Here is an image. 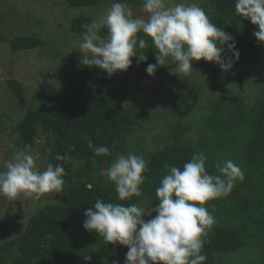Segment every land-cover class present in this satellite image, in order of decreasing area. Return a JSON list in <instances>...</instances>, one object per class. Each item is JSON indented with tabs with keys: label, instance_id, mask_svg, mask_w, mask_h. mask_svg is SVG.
<instances>
[{
	"label": "trees",
	"instance_id": "1",
	"mask_svg": "<svg viewBox=\"0 0 264 264\" xmlns=\"http://www.w3.org/2000/svg\"><path fill=\"white\" fill-rule=\"evenodd\" d=\"M64 1L76 8L95 7L107 0ZM117 1L129 5L144 2ZM235 4L236 0H210L201 7L217 27L234 36L240 52L239 60L232 57L235 63H264V44L253 35L258 28L236 13ZM91 22L92 17L79 15L73 18L71 31L85 34L84 26ZM98 34L106 38L107 29H99ZM138 35L145 39L146 47L140 49L137 44V53L148 57L146 62L139 63L144 68L147 64H156L151 38L142 32ZM9 44L16 53L40 47L44 41L23 36L10 40ZM223 47L227 49V45ZM228 56L231 53L226 50L224 58ZM132 60L136 64L138 57ZM196 62L197 65L199 61ZM84 68L80 84L75 88L51 89L39 107L28 110L16 123L17 143L21 148L35 145L39 127L46 133L47 164L64 166L65 184L60 203L40 209L18 237L0 243V264H86L84 255L92 256L91 264H111L116 258L126 260L127 246L107 244L94 231L83 227L84 212L94 208L97 200L126 206L135 203L146 210L154 207L158 203L156 188L167 173L164 165L182 169L193 154L200 152L207 156L206 169L210 174L219 175L215 164L230 159L245 175L243 182L237 180L230 194L206 204L215 217V224L204 237L202 254L207 256L204 264H264V98L250 107L234 94L213 99L207 105L208 117L201 125L200 137L193 142L186 139L190 127L184 121L183 111L190 105L188 99L196 94L189 96L181 91L173 94L167 106L171 105L176 115L167 128L170 140L156 152L145 151L139 143L131 148L132 153L144 157L148 170L141 186L143 195L121 201L114 185L100 175V170L118 152L127 153L128 138L141 121L123 105L130 92L129 84L103 86L106 81L101 75L92 76L95 67ZM89 139L97 147L107 146L112 155L95 156L88 146ZM57 154H66L71 159L58 161ZM145 219L151 217L146 215Z\"/></svg>",
	"mask_w": 264,
	"mask_h": 264
},
{
	"label": "clouds",
	"instance_id": "2",
	"mask_svg": "<svg viewBox=\"0 0 264 264\" xmlns=\"http://www.w3.org/2000/svg\"><path fill=\"white\" fill-rule=\"evenodd\" d=\"M142 8L146 15L134 16L129 4L115 2L99 23L86 24L87 31L79 44V64L99 67L111 77L127 71L133 57H138L137 63L146 62L148 57L137 53V44L140 49L146 47L145 39L138 35L141 32L151 38L156 49L157 63L146 67L150 76H155L158 67L168 66V58L177 64V72L186 77L192 73L194 60L213 62L225 73L235 63L232 57L239 60L234 36L217 27L198 4L144 0ZM235 11L257 26L253 35L264 44V0H236ZM101 28L107 29L106 38L98 34ZM226 50L231 53L227 59ZM88 146L95 156L112 155L107 146L97 147L91 139ZM56 159L67 162L71 158L57 154ZM206 161L207 156L200 152L193 154L182 169L165 164L167 173L156 188L158 203L147 210L135 203L126 206L97 200L94 208L84 212L83 227L94 231L107 244L127 246L125 264H204V237L215 224L206 204L227 196L237 180L245 179L242 169L230 159L215 164L219 175L207 171ZM5 169L0 171V196L8 200L23 197L39 201L47 193L64 191L66 172L62 164L48 163L41 172L32 154L18 152L5 163ZM147 170L144 157L129 152L117 155L100 170V175L114 185L117 198L125 201L143 195L141 186ZM146 215L151 219L146 220ZM83 258L91 264L92 256Z\"/></svg>",
	"mask_w": 264,
	"mask_h": 264
},
{
	"label": "rangeland",
	"instance_id": "3",
	"mask_svg": "<svg viewBox=\"0 0 264 264\" xmlns=\"http://www.w3.org/2000/svg\"><path fill=\"white\" fill-rule=\"evenodd\" d=\"M209 1L171 0L176 3H196L200 7ZM115 2L118 1L107 0L95 7L72 8L64 0H0L1 171L6 170L5 163L18 152H29L36 159L37 169L41 172L46 169V133L39 127L35 145L21 148L17 143L16 123L28 110L39 107L51 89L75 88L83 81L85 68L79 64L82 56L79 44L84 34L71 31L72 20L83 14L99 23ZM130 6L134 16L146 15L142 5ZM23 36L40 38L44 45L14 53L9 41ZM196 63L194 60L192 73L187 77L177 72V64L171 58L167 60L168 66L158 67L155 76L148 75L142 63L132 64L127 71L117 72L111 76L112 80L106 71L94 68L92 76L101 75L106 81L104 85L101 84L103 86L130 85L123 105L141 121L138 129L128 138L127 153L118 152L117 155L133 152L131 148L137 143L147 152H156L168 143L170 136L167 128L176 115L173 107L167 106L178 91L189 96L196 94L188 99L190 105L183 111L184 121L190 127L186 139L193 142H197L200 137L201 125L208 117L207 105L213 99L234 94L243 99L245 106L250 107L264 98V63L237 62L227 73L213 62L200 60ZM11 78L18 80L24 88L23 102L9 88L8 80ZM106 166L108 163L102 168ZM61 201V193H47L39 201L23 197L12 201L0 196V243L18 237L25 230L29 219L40 209ZM117 260L119 264L125 263L122 258H116L111 264Z\"/></svg>",
	"mask_w": 264,
	"mask_h": 264
},
{
	"label": "water",
	"instance_id": "4",
	"mask_svg": "<svg viewBox=\"0 0 264 264\" xmlns=\"http://www.w3.org/2000/svg\"><path fill=\"white\" fill-rule=\"evenodd\" d=\"M8 86L21 102L25 100L24 99V93H25L24 88L22 87V85L20 84L18 80L13 79V78L9 79Z\"/></svg>",
	"mask_w": 264,
	"mask_h": 264
}]
</instances>
